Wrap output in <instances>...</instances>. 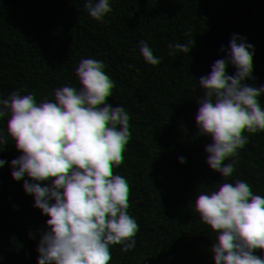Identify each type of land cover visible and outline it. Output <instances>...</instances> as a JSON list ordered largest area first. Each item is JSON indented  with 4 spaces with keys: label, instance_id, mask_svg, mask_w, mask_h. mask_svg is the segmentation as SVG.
I'll return each instance as SVG.
<instances>
[{
    "label": "trees",
    "instance_id": "trees-1",
    "mask_svg": "<svg viewBox=\"0 0 264 264\" xmlns=\"http://www.w3.org/2000/svg\"><path fill=\"white\" fill-rule=\"evenodd\" d=\"M264 263V0H0V264Z\"/></svg>",
    "mask_w": 264,
    "mask_h": 264
},
{
    "label": "rangeland",
    "instance_id": "rangeland-1",
    "mask_svg": "<svg viewBox=\"0 0 264 264\" xmlns=\"http://www.w3.org/2000/svg\"><path fill=\"white\" fill-rule=\"evenodd\" d=\"M262 264H264V263L262 262Z\"/></svg>",
    "mask_w": 264,
    "mask_h": 264
}]
</instances>
